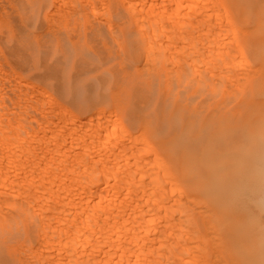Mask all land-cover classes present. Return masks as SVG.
Wrapping results in <instances>:
<instances>
[{
	"label": "bare ground",
	"instance_id": "1",
	"mask_svg": "<svg viewBox=\"0 0 264 264\" xmlns=\"http://www.w3.org/2000/svg\"><path fill=\"white\" fill-rule=\"evenodd\" d=\"M225 2L170 0L176 10L165 15L149 0H0V264H179L178 248L187 251L176 234L192 227L190 215L189 230L180 223V183L194 175L201 124L187 121L189 105L164 98L155 79L165 77L162 88L183 72L167 62L185 50L174 41L212 24ZM243 50L219 47L208 57L218 77L237 76ZM8 114L13 127L3 123Z\"/></svg>",
	"mask_w": 264,
	"mask_h": 264
},
{
	"label": "rangeland",
	"instance_id": "2",
	"mask_svg": "<svg viewBox=\"0 0 264 264\" xmlns=\"http://www.w3.org/2000/svg\"><path fill=\"white\" fill-rule=\"evenodd\" d=\"M149 1L153 3V5H156H154L156 9L164 10L163 12L165 15L166 13L173 14L176 10V8L172 7V5L174 6V3H170V0ZM194 3H197V1ZM157 5L159 6V8H157ZM216 9L217 14H215V11L214 14L212 13L213 11H211V13L213 14V21L211 20L213 22L212 24H204L199 28L197 26L196 28H194L197 32H195V30L192 31L191 29H189L190 33H184L186 34V37L188 36L189 38H187L191 40L189 41L187 39L191 44H188L186 39H184V42L182 40H179V42L178 40L174 41V39H171V42L174 41L175 46L177 45V47L179 48L184 45L185 50L182 51V49L178 48L180 50V53H178L180 57L178 56L179 59L177 58L178 62L175 61L176 57H174L173 60V57L171 55L168 57L167 62L169 60L170 65H180L179 67L176 66L178 69L182 67L184 68L185 62L187 66H189L188 69L182 68L181 70L183 72L177 70L176 72H174V74L172 73L171 76L174 75V77L172 76V78L170 76V80L166 82V86H163V84H161L162 88L160 87L159 80L163 82L165 77L162 76L161 78L159 77V79H155V87L164 98L171 101V103H174L177 100L178 102H184L183 104L189 105L188 110L183 111V115H185V119L187 121L194 122L196 121V119H198L197 123L201 124V130L197 131L200 134V138L195 141L193 147L194 158L197 159L198 154V157H200L198 158V161H195L194 175L190 182H183L184 178L182 177V185L180 183V195L181 193H183L184 195L186 194V197L184 195H181L182 199L180 196L179 204H181L182 201L185 202L182 203V206H180L181 208L183 207V210H185V212L188 209V211L185 213L178 206V214H180L182 219H180V223L184 225V222L186 221L185 218H187L188 222L191 218L190 221L193 228L190 226L191 223H186V226L184 225L183 227H191L193 235H191V230L188 233L186 232L185 235L184 232L186 228H184L182 233L180 234L175 233L177 235L178 241L181 242L180 245L178 244L179 247L183 248L184 251H187V253L184 254V252L180 251V248H178L180 257L179 264H183L185 261L186 264H194L196 262L197 264H217L219 259L223 264H264V257L262 256L264 250V134H261L264 133V46L261 40V36L264 35V0H226L225 5L219 6ZM181 13L183 12L181 11ZM214 17H224L225 19L227 18V20L221 19L219 21L220 18L216 20L217 18L214 19ZM226 21L229 23L227 24ZM212 27L214 31L212 30ZM229 27L231 28V30ZM201 31H204V33H201ZM219 31L221 32L219 33ZM162 32L164 33L165 31L163 30ZM221 33L224 35H222ZM181 34L180 36L183 35ZM191 35H195L198 38H192ZM210 36L213 37L211 38ZM257 36L259 37L257 38ZM203 37L205 39H203ZM200 38L202 39L200 40ZM193 41L197 45H194V43H192ZM209 43L211 44V46H209ZM217 43L220 47V50L226 51L227 49V51L229 52L226 51V53L229 54H237L239 48L243 47L244 50L242 53V58L243 61H245V63L247 64L245 66H248L249 68L244 67L245 63H242L243 66L241 69H237V76H234L235 78L218 77V69L213 67L209 62L210 58L215 59L217 56V51L219 50V47L216 46ZM217 48L218 50H215ZM192 49L194 53L192 52ZM211 53L213 54V56ZM182 54H186L184 56H186L187 60H184L185 58L181 56ZM205 54H209V56ZM203 57L208 61L205 60V63L203 62L204 65H201V61L204 60ZM208 57L210 58L208 59ZM170 60H173L175 63L171 62ZM182 62L184 66H182ZM189 62L191 63L188 65ZM206 63L208 68L205 66ZM174 65L172 67H174ZM187 66L185 67L187 68ZM243 67L246 70H244ZM215 69L217 72L215 71ZM184 70L187 72H185ZM220 73L221 72H218V75ZM213 75L215 76V78L213 77ZM216 78L218 79L219 83ZM169 84L172 87L171 89L169 87ZM226 86L228 88H226ZM229 88L231 90H229ZM240 94L243 95L240 96ZM231 95L235 96H233L232 98ZM224 98H228L229 101L227 100V102L226 100H224ZM194 106L195 108H193ZM69 108L71 110V113H73L74 115H83V112H81L76 107ZM191 111H193V113ZM235 112L237 113L235 114ZM4 114L7 115V113ZM5 116H3V123L5 122L7 125L9 122V127H13V124H11L13 123V121L15 123L13 116L9 115V119L5 118ZM35 116L36 115L33 116V119ZM203 117H205V119ZM10 119L11 122L9 121ZM39 119H41V117ZM55 119L57 121L59 120L57 117L53 118L54 122L56 121ZM223 120L225 122H223ZM227 122L229 123V125H227ZM231 123H233V125ZM37 125H34L35 127H33L35 130L38 127L41 128V124ZM91 129L92 128H87L85 133L90 132ZM79 130L82 129L78 128V130L72 132L77 133L80 132ZM93 130L96 129L93 128L92 131ZM250 138L251 140H249ZM247 140H249L250 142ZM201 143L203 145H207L208 147L210 154L207 158L203 157L204 154L202 150L204 146L201 145ZM199 145L202 146L201 149H199ZM105 146L107 147V145ZM231 148L233 151L231 150ZM226 149L228 151H226ZM31 152L33 153L34 151L32 150ZM226 152L228 155L224 154ZM43 156L44 155L41 154L38 158L40 160H43L41 159V157ZM72 156L73 155L71 154L70 159H72ZM220 167L224 168L221 169ZM196 169L199 172L196 171ZM205 170H207L209 174L206 173L207 171ZM211 170L213 171L212 173L214 174V176L211 173ZM201 173L203 175L205 173L206 176L204 175L203 177ZM118 174L120 175V173ZM16 178H18V176ZM203 180L204 183L206 182L205 184L203 183ZM195 181H197L196 184ZM184 183H186L187 186ZM187 183L189 184V186ZM182 186L185 188L183 189ZM191 189H194L195 191H192ZM197 190L200 191L198 192ZM187 196H194L196 201L197 199H199L200 201H191L190 197ZM191 204L193 206H191ZM209 227L211 228V233H209ZM187 229L189 230L190 228L187 227ZM187 235L191 239L193 238L189 244H185V242L182 240V237L185 240L184 237H186ZM198 236H200V238ZM191 239H189L188 241H190ZM191 248L193 249L192 252H190ZM197 254L199 256H197ZM219 254L220 256L222 254L224 256L222 255L220 257ZM196 256L199 257V259L197 258L196 261L192 260L193 257L195 259ZM216 257H218V260H215ZM181 258L184 261H181ZM201 259L203 262L201 261ZM198 260L201 262L198 263Z\"/></svg>",
	"mask_w": 264,
	"mask_h": 264
}]
</instances>
